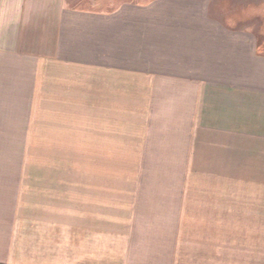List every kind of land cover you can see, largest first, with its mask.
Listing matches in <instances>:
<instances>
[{"label": "crops", "instance_id": "0c3cea01", "mask_svg": "<svg viewBox=\"0 0 264 264\" xmlns=\"http://www.w3.org/2000/svg\"><path fill=\"white\" fill-rule=\"evenodd\" d=\"M109 1L0 0V119L57 150L95 116L133 157L189 161L164 171L245 172L100 202L0 159V264H264V0Z\"/></svg>", "mask_w": 264, "mask_h": 264}, {"label": "rangeland", "instance_id": "374dc122", "mask_svg": "<svg viewBox=\"0 0 264 264\" xmlns=\"http://www.w3.org/2000/svg\"><path fill=\"white\" fill-rule=\"evenodd\" d=\"M103 2L104 0H98ZM115 1V0H113ZM138 1V0H126ZM262 0H258L257 6H261ZM111 4V0L109 1ZM119 2V1H118ZM260 8V7H259ZM258 9H256L257 11ZM261 14L255 12L254 17H262L264 22V13L262 6L259 9ZM260 20L257 19V22ZM101 116V115H100ZM99 116V117H100ZM86 127L79 129L77 135H73L72 139H67V143L63 146H77V149H35L38 147L51 146L47 145V139L50 142L56 143L59 137L48 135H37L36 133L23 135L20 133L21 128H15L16 121L21 122V119H0V159L9 160H25L31 162L28 164H38V160H54L51 167H41L39 169L44 172H36L35 175L47 177L39 182H30L31 189H44L45 185L55 186L56 190H80L79 185H88L94 187V191L100 202L108 200H129L134 198L135 193H139V184L145 182H163L169 180H180L181 178H199L204 176H224L228 174L244 173L243 164L233 167L216 166L213 169L192 170V171H164L170 168H179L181 164L189 161L181 160L177 156L168 157H133L138 153L133 152L135 144H131L129 140L128 129L120 128V130H99L95 128L96 117L88 116ZM13 126V127H12ZM36 132V128L32 129ZM114 133V135H113ZM119 134V135H118ZM40 143L34 145L33 143ZM26 144V145H25ZM55 146H61L55 144ZM85 147V148H82ZM25 148V149H24ZM232 162H234L232 160ZM221 163V162H219ZM223 163H227L223 161ZM47 164V163H46ZM147 167V168H145ZM169 167V168H168ZM145 168V169H141ZM10 175L17 177L22 184L28 176L35 180L32 170L37 171V165L24 168L12 167ZM26 169V171H25ZM153 171L150 173L140 174L139 172ZM83 182V183H82ZM244 184V183H240ZM239 184V185H240ZM39 185H43L40 187ZM234 184L208 186L215 187V190H228ZM219 187H226L219 189ZM97 188V189H95ZM198 187L187 188L189 193L198 192ZM160 191V190H159ZM176 189H174V192ZM207 191V190H206ZM108 199V200H107ZM97 203V201H96Z\"/></svg>", "mask_w": 264, "mask_h": 264}]
</instances>
